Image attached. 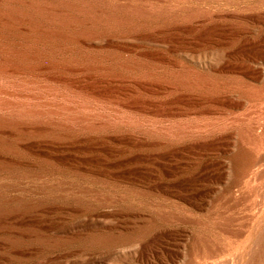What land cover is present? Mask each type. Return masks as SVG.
I'll list each match as a JSON object with an SVG mask.
<instances>
[{
	"label": "rangeland",
	"instance_id": "rangeland-1",
	"mask_svg": "<svg viewBox=\"0 0 264 264\" xmlns=\"http://www.w3.org/2000/svg\"><path fill=\"white\" fill-rule=\"evenodd\" d=\"M1 50L79 71L0 68V263L248 264L264 0H0Z\"/></svg>",
	"mask_w": 264,
	"mask_h": 264
},
{
	"label": "bare ground",
	"instance_id": "bare-ground-1",
	"mask_svg": "<svg viewBox=\"0 0 264 264\" xmlns=\"http://www.w3.org/2000/svg\"><path fill=\"white\" fill-rule=\"evenodd\" d=\"M138 7V6H137ZM139 12V11H138ZM113 38V37H112ZM78 41L86 46L89 47L91 46V43L88 41V39L86 40L85 38H79ZM105 43H109L112 41V39L110 38H105L103 40ZM64 52V51H63ZM68 52H72V49L69 50ZM54 52L52 50H47L45 51L43 54L42 53H38V52H33V53H26L24 56H18L16 54H13L10 56V54L8 52H4V50L0 51V68H4V69H21V70H29V65L33 62H36L37 64H35L34 67H32V69L34 70H62V71H71V72H75V71H79V68L75 65H72L69 61L68 62H56L50 59V56L53 54ZM15 58V60H14ZM103 60V59H102ZM98 62V61H97ZM13 64H15V66H13ZM95 66V65H94ZM94 71L96 69H101L100 67H91ZM90 70V69H89ZM97 76V75H96ZM98 82H104V75L99 74L98 75ZM95 77L93 75H90V78ZM110 78V77H109ZM96 82V81H95ZM49 207V206H48ZM45 208L43 207H35L33 210L34 211H43ZM264 211V206H263V210ZM257 213H254L251 218H250V228L253 226L256 218H257ZM95 216H99L98 214H96ZM194 222H199V218H196L193 220ZM6 231V230H5ZM20 231V229H19ZM12 234L15 235H20L21 233L18 231H12ZM9 234V233H8ZM24 238V237H23ZM14 246V244H17V240L13 239V241H11ZM197 251H200V248H198L197 246L195 247ZM34 249L32 248H24V249H18V247H11L7 253L5 254H0V260H4L7 261L8 255L7 254H13V253H18V252H29L32 251ZM37 251V250H36ZM110 255H108L109 257ZM107 257V256H106ZM59 256L56 255H52V256H47L45 259H43L41 262H39V264H54L53 261L59 259ZM105 259V258H104ZM95 261L98 260H90L87 263H95ZM3 264V263H0ZM58 264H69L67 263H58ZM83 264V263H82ZM188 264H197V261L195 260V258L190 257L188 258ZM248 264H264V240L262 242L256 240L253 241L250 245L249 248V260H248Z\"/></svg>",
	"mask_w": 264,
	"mask_h": 264
}]
</instances>
